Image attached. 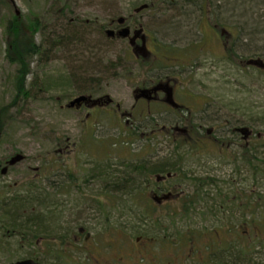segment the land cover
Wrapping results in <instances>:
<instances>
[{"label": "rangeland", "instance_id": "rangeland-1", "mask_svg": "<svg viewBox=\"0 0 264 264\" xmlns=\"http://www.w3.org/2000/svg\"><path fill=\"white\" fill-rule=\"evenodd\" d=\"M143 3L151 6L136 12ZM120 16L141 22L155 39L151 64L177 71L181 80L190 79L224 111L242 117L251 114L253 126L264 138V69L247 64L249 59L264 60V33H259L264 32V0H207L204 6L203 0H0V163L12 152L27 156L15 168L25 174L23 188L9 190L0 200V215L3 211L17 215L9 217L11 227L0 228V264L43 259L35 234L56 236L67 230L61 228L63 221L79 217L89 221L93 241L73 251L71 259L50 257L45 264H89L90 256L95 264H137L140 259L145 260L142 264H206L210 263L206 248L215 244L220 252L228 242L231 264H264V144L247 175V186L253 190L247 201L252 215H243L238 208L244 199L240 194L232 213L162 218L164 231L158 232L154 249L149 244L153 224L143 214L149 204L147 185L127 177L134 179L131 165L147 142L118 129L107 132L103 122L87 134L75 114L59 110L58 97L67 99L78 91L103 92L121 102L130 99L142 64L135 61L128 40L110 39L104 32ZM10 24L14 27L8 29ZM30 44L38 45L37 54L28 56L25 49ZM232 47L235 54L229 51ZM175 57L181 60H167ZM103 119L117 124L110 115ZM57 134L79 144L84 138L88 145L101 138L109 146L108 161L115 166L102 184L96 178L89 182L87 201L79 197L59 201L50 178L35 179L33 167L51 160ZM86 160L89 169L96 164L93 158ZM229 169L221 166V180L230 178ZM118 170L124 172V181H119ZM5 180L12 185L20 181L18 174L7 178L0 174V190L7 185ZM31 183L40 188L38 196L22 206L10 205L13 196L24 193ZM79 204L85 209L78 210ZM35 214L43 217L34 219ZM186 237L193 242L187 243ZM238 247L248 248L245 262L238 259Z\"/></svg>", "mask_w": 264, "mask_h": 264}, {"label": "flooded vegetation", "instance_id": "flooded-vegetation-1", "mask_svg": "<svg viewBox=\"0 0 264 264\" xmlns=\"http://www.w3.org/2000/svg\"><path fill=\"white\" fill-rule=\"evenodd\" d=\"M124 27L130 30L125 39L129 42L135 61L142 64H139V74L134 76L136 81L130 99L121 102L103 92L93 94L78 91L67 99L58 97L59 110L75 114L82 131L87 134L95 132L96 129L92 127L103 122L107 132L118 129V132L140 136L147 142L141 146L136 164L131 165L134 179L130 174L127 177L131 182L147 185L149 204L144 207L143 214L149 216L153 224L154 235L149 239L152 248L156 249L158 232L164 231L161 227L162 218L215 217L224 211L232 213L237 209L236 200L240 194L244 199L238 208L243 215H249L251 205L247 201L253 190L251 184L247 186V175L252 173L257 161L259 145L264 144L261 131L253 126L251 114L242 117L228 113L220 103L205 97L200 86H194L190 79L181 80L177 71L172 72L168 67L157 68L151 64L150 59L154 55L151 47L156 45V41L141 22L126 19L121 23L117 18L108 24L104 32L110 39H122L120 33ZM108 30L112 31L111 35ZM167 60L175 63L181 59L175 57ZM80 97L86 99L76 102ZM106 115H110L117 124L111 125L107 120L104 121ZM55 140L50 152L51 160L41 161L33 167L37 172L35 179L50 178L53 196L59 201L66 202L77 197L87 201L91 194L89 182L96 178L102 184L108 169L115 166V163L108 161L109 146L101 138L93 145L85 144L84 138L79 140V144L62 134H57ZM254 150L256 154L253 155ZM17 154L23 155L24 159L10 164ZM89 158H93L96 163L90 169L87 168L90 163L86 160ZM26 159V155L16 151L0 163L2 177L18 174L20 180H16L13 185L5 180L7 185L0 190V200L7 197L9 190L23 188L21 180L25 174L16 172L15 168ZM222 165L230 168V178L221 180ZM117 175L119 181H124L123 171L118 170ZM121 183L117 184L120 192ZM39 191L40 188L31 183L22 191L24 193H16L13 199L34 198ZM64 206L61 205L60 210ZM79 206L78 210L81 207L85 209L86 205ZM84 216L87 217L86 214ZM89 224L87 219L79 217L70 222L63 221L64 226L61 228L67 230L56 236L44 233L38 235L36 244L42 249L44 258L37 260L45 264L44 259L50 257L54 260H57L56 256L64 259L67 255L68 259L73 258V251L87 247L89 241H93ZM190 239L193 240L185 238L186 241ZM52 247H57V250L52 252Z\"/></svg>", "mask_w": 264, "mask_h": 264}, {"label": "trees", "instance_id": "trees-1", "mask_svg": "<svg viewBox=\"0 0 264 264\" xmlns=\"http://www.w3.org/2000/svg\"><path fill=\"white\" fill-rule=\"evenodd\" d=\"M206 2H207V0H205ZM205 1L203 0V6H204V3H205ZM144 4V3H143ZM33 25H35L34 26V28H36L37 26H38V24L37 23H35L34 22V24ZM13 28L14 27V25H11L10 24V26L8 27V29H10V28ZM257 33V32H256ZM259 33H264V32H259ZM225 40V39H224ZM231 50H229V51H231V52H233V54H235L236 53V51H235V48L234 47H232V48H230ZM26 53H28L29 55L28 56H30V55H32V54H37L38 52H39V48H38V45L37 44H30V45H28L27 47H26ZM227 51V50H226ZM21 63V62H20ZM23 66H26V64L24 63L23 64ZM23 66L22 65H20V69L22 70L23 69ZM28 201H30L29 199H22V198H20V199H17V200H15V201H13V202H11L10 203V205H12V204H16V205H25ZM14 215H15V217H17V215H16V213H7V214H2L1 213V215H0V228H2V229H5V228H9V227H11L12 225V223H13V221L11 220V222L12 223H10L8 220H10L9 219V217H13V218H15L14 217ZM246 216H248V215H246ZM19 217V216H18ZM43 217V215L41 214V215H37L36 216V214L34 215V219H36L37 218V220H41V218ZM22 218V217H21ZM25 222V221H24ZM17 223L18 222H14V225H17ZM160 223V222H159ZM19 225V224H18ZM23 225H25V224H23ZM35 236H36V238H37V235L35 234ZM193 242V240L192 239H190L187 243H192ZM217 247H219V246H217ZM217 247L215 246V244H214V246H208L207 248H206V251H207V254L209 255L210 254V263H206V264H231V262H232V255H231V245H230V243L228 242L225 246H223V245H221L220 246V252H218L217 251ZM54 247H52L51 248V250L52 251H54ZM247 249L248 248H242V247H238V249H237V254H238V259L239 260H244L243 262H245L246 260V255H247ZM227 251V253H226V256H225V253L224 252H226ZM246 252V253H245ZM219 253V254H218ZM224 259H223V258ZM56 258H57V260L58 261H61V258H59V256H56ZM92 258H91V256H90V258H89V260H88V262H89V264H95L92 260H91ZM145 262V260L143 261V259H140L139 260V262L138 261H136V263L137 264H142V263H144ZM246 262H248V264H250L251 262H249V261H246ZM58 264H60V262L58 263ZM67 264H69V263H67ZM71 264V263H70ZM151 264H155L154 262H151Z\"/></svg>", "mask_w": 264, "mask_h": 264}, {"label": "water", "instance_id": "water-1", "mask_svg": "<svg viewBox=\"0 0 264 264\" xmlns=\"http://www.w3.org/2000/svg\"><path fill=\"white\" fill-rule=\"evenodd\" d=\"M147 7H148V5L143 4V5H141L140 7H138L136 9V12H139V11H141V10L147 8ZM118 20L121 23H123L125 21V18L124 17H120ZM129 33H130V30L126 27V28L122 29V31H121L120 34H121L122 37H128ZM108 34L111 35L112 34V31L111 30H108ZM249 63L257 64L260 67H264V64L260 63L257 60H252ZM85 99H86V97H80V98L76 99V102H80V101L85 100ZM23 159H24V156L23 155L17 154L16 156H14L11 159L10 164H14V163H16L18 161H21ZM9 264H41V263L38 262V261H36V260H34V259L28 258V259H23V260H18V261H15V262H11Z\"/></svg>", "mask_w": 264, "mask_h": 264}]
</instances>
